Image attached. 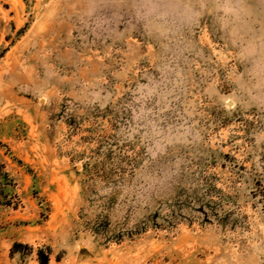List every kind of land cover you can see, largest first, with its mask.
Returning a JSON list of instances; mask_svg holds the SVG:
<instances>
[{
    "label": "rangeland",
    "instance_id": "obj_1",
    "mask_svg": "<svg viewBox=\"0 0 264 264\" xmlns=\"http://www.w3.org/2000/svg\"><path fill=\"white\" fill-rule=\"evenodd\" d=\"M113 138L84 182L73 168ZM0 171V264L46 243L48 264H264V0H0ZM180 179L221 219L172 212ZM114 184L111 216L130 226L157 196L160 225L90 254L75 224Z\"/></svg>",
    "mask_w": 264,
    "mask_h": 264
},
{
    "label": "trees",
    "instance_id": "obj_2",
    "mask_svg": "<svg viewBox=\"0 0 264 264\" xmlns=\"http://www.w3.org/2000/svg\"><path fill=\"white\" fill-rule=\"evenodd\" d=\"M27 6H30L34 0H23ZM77 106V104H75ZM60 114L64 119L65 122H67L70 125H75L78 123V121L82 120L83 117L79 115L78 109L74 106L73 108L69 109L66 105V100H64L61 103V110ZM53 117V116H52ZM55 117V116H54ZM57 117V116H56ZM81 117V118H80ZM47 133H49V130H47ZM49 135V134H48ZM47 135V136H48ZM115 139H112V142H107L104 146V156H101L100 158H95L93 160L87 159L84 160L82 163L81 170L77 171L75 168L74 171L79 174L82 177V180L84 182H92L95 181L97 177L100 176V171L102 170V165L106 160H114L113 155L115 154V144H113ZM101 149V147H100ZM106 159V160H105ZM7 176V174L4 172L3 175L0 171V177H3V179ZM81 185L82 182H80ZM87 192V200L93 201L94 195H96V189L91 187V185L88 186ZM93 188V189H92ZM82 189V188H81ZM120 188L118 186H111L110 190L106 193L105 199H107L109 196H112V200H108V202H104L103 209L97 213H92L91 211H84L81 215L83 219L81 222H76L75 226H82L84 229H88L91 231V235L89 236V240L91 242V249L90 254H98L99 249L109 243V241H116L118 242L121 240L123 235H128L129 233L139 232L141 230H144L147 226H153L157 227L160 225V218L161 213L159 211V204H160V197L157 196L151 198V203L148 208L142 212V214L138 217L136 222L132 225H128L127 218L128 215L126 214L125 217L122 220H119L118 218H115V214H111L112 210L114 209V202L116 197L118 196V193L120 192ZM170 192H173L175 197L168 196L166 199L172 200V203H170L172 209V212L179 213L180 215H194L196 217H199L202 221H211L212 219H221V211L217 209L214 206H217L219 201H216V199L212 198L208 195V192L206 191V188H204V185L195 183L194 185H191V183H186L183 180H179L176 184H174L170 190ZM168 192V191H167ZM169 192V193H170ZM4 197L5 194L3 192V189L0 186V204L3 205H11L13 200H1V197ZM104 201V200H103ZM90 202V203H91ZM218 202V203H217ZM86 210V209H83ZM79 233V229H73L70 232L68 243H70V250L71 252H74V244L77 242L79 238H77ZM31 249L30 252V258L34 257L38 264H48L50 261V256L53 253V246L49 243L41 244L36 249H32L31 246H29ZM65 249V248H64ZM57 250V261H59V255L66 253L67 250ZM84 248H81L80 251L84 252ZM63 252V253H62Z\"/></svg>",
    "mask_w": 264,
    "mask_h": 264
}]
</instances>
